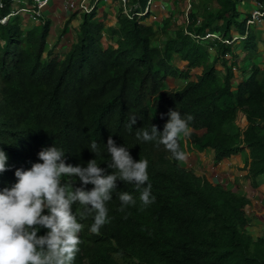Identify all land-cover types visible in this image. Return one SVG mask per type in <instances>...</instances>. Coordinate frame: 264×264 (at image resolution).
<instances>
[{"label":"trees","instance_id":"16d2710c","mask_svg":"<svg viewBox=\"0 0 264 264\" xmlns=\"http://www.w3.org/2000/svg\"><path fill=\"white\" fill-rule=\"evenodd\" d=\"M147 1L129 0L142 8ZM13 2L0 0L1 16L11 11ZM242 2L193 1L188 24L178 26L174 36L169 34L171 17L155 29L147 22L149 13L130 19L120 12L117 27H110L92 10L81 15L78 40L62 60L41 58L48 22L27 33L21 30L19 16L0 24V149L9 166L0 173V190L16 182V169L42 163L39 151L54 145L64 151L66 163L86 166L96 159L107 169L111 158L106 144L111 136L118 146H128L134 160L148 161L147 183L155 197L150 205L142 206L134 184L117 181L107 202L109 222L93 233L92 217L80 220L81 206L73 204L84 225L73 264H264V235L254 237L247 228L251 221L247 196L206 175L197 176L156 141L136 138L138 128L167 121L169 109L182 117L191 115L189 125L206 132L181 135L180 150L211 147L215 164L243 152V170L251 187H258V177L264 176V64L251 60L259 54V44L264 46V36L247 25L249 14L239 10ZM259 2L264 5V0ZM185 31L200 37L217 32L222 39H232L234 33L246 36L238 39L245 54L235 89L236 43L197 44ZM105 37L118 47L104 46ZM176 55L189 62L188 70L203 69L196 81L173 92L166 88L165 78L180 74L172 65ZM217 62L224 67L222 76L214 69ZM78 104H97L94 126ZM239 111L246 115L244 128L235 124ZM133 116L137 121L129 128ZM93 141L99 147L96 156L90 151ZM73 182L74 187L81 186L80 181ZM125 191L136 204L120 211L119 193ZM45 232L41 229L38 235Z\"/></svg>","mask_w":264,"mask_h":264},{"label":"clouds","instance_id":"9594fccd","mask_svg":"<svg viewBox=\"0 0 264 264\" xmlns=\"http://www.w3.org/2000/svg\"><path fill=\"white\" fill-rule=\"evenodd\" d=\"M52 1L54 0L48 2L43 8L38 9L35 0H14L11 11L5 16L0 15V24L3 25H5L10 18L19 16L21 19V30L24 33H27L36 26H43L46 22L49 23V32L46 38L47 43L45 44L41 55V58L44 61H49L53 58L59 60L64 59L66 54L78 40L81 15L84 13L89 14L92 10H96L97 18V8L100 6L98 5L99 2L111 0H87V4L93 6L89 12L81 10L79 6L70 8L67 2L68 0H65L63 6L65 5L64 8L69 10L70 15L68 16L67 21L64 24L61 23L60 26L57 24L53 25V20L43 13L44 9ZM117 1L122 5L121 12L130 19L134 16L140 18L149 13L150 16L148 17L147 22L154 24L155 29L158 28L159 25H162L164 19L171 17L173 23L169 29V34L171 36H174L175 30L178 26L188 24V13L193 2L189 1L186 8L182 10L177 4V0H172L174 8L176 10L180 9L179 11L185 12L186 15L184 23L180 22L181 24H179L178 22L175 24L173 21L176 20V10L168 11L169 15H164L162 20L159 21L156 16L158 13L155 12V10L151 11L150 9V6L154 1L155 9L159 11L157 6L159 4L163 10H167L165 9L167 6L166 0H148L144 8H142L139 3L134 5L130 4L129 0ZM20 2L21 4L16 5L18 6L16 7L15 3ZM0 6H2L1 3ZM254 6L255 4H252L247 12L249 14L246 21L248 26H256V24H258V22L254 24L248 23L251 12L250 10ZM33 9L39 11V14L35 15V18L33 17ZM76 9L78 10L71 12ZM26 13H29V15ZM78 14H80V17ZM24 17H26V19H24ZM26 20L33 25L31 29L24 28V25L26 24L23 21ZM73 20H78V24L75 27H72ZM117 21L115 26L110 27H117ZM199 21L200 19H198V22ZM56 26L60 27L61 31H58V29L56 30ZM173 28L174 34H171L170 31ZM68 29L71 32V36L70 34L67 36L70 42L66 45L67 47L64 46V48L61 49L59 47L60 42L64 43V35L68 32ZM57 34L59 35L57 36ZM185 34H190L197 44H205L206 41L208 42L211 40H219L225 44H232L235 42L236 44L234 48L238 53V60L241 57V52H243L238 39L246 38V36H240L238 33H234L232 39H222L217 32L206 33L201 37L193 35L187 31H185ZM23 35L25 36V34ZM163 39L164 37L162 36L160 39V45L164 42ZM109 44L113 45L115 48L118 47V44L114 39L108 37L103 38V45L107 46ZM57 47L60 54L58 53L56 55L54 54V50ZM209 51L211 52V49H209ZM261 53L262 51L259 50L258 55ZM244 54L245 52H243V57ZM241 63L242 61H239L238 67L234 70V74L235 71L239 72L240 78L237 79V76H235L233 81L236 79L239 81L242 77V72L240 70ZM188 64L189 62L183 60L179 55L173 57L172 65L179 70L180 74H177L176 76H167L165 78V86L168 90L173 92L180 91L188 82L197 80V76L202 73V66H196L188 70ZM217 64L221 66L222 69L217 68ZM183 66L184 69L182 70ZM214 69L218 72L219 76H222L225 73L224 67L220 62H217L214 65ZM193 71H197L196 74H192ZM170 80H179L183 82L177 83L173 86L172 84H169ZM235 84L233 82L232 90L235 89ZM78 105L85 112L84 116L92 123V126H94L97 120V104L95 107L88 104ZM240 113L243 115L242 117H244V121L246 120L247 124L246 115L242 111L237 113L236 118L239 117ZM163 115L164 114H161L162 118ZM167 116L168 120L158 127L153 125L151 128H138L136 131V138L144 142L156 141L157 147L163 145L165 150L170 152L172 157L179 161L184 168H186V160H189L190 162L192 161L191 156H198V154L201 153L206 154L208 153V150H212L214 154L210 163L211 166L216 167L223 161L215 164V151L211 147H207L202 151L180 150L178 140L181 135L188 136L190 133L202 135L206 132V129L202 128L197 130L193 126H190L189 122L193 120V117L191 115L182 117L181 113L176 109H169ZM136 121L137 119L135 116L131 117L128 127H133L136 124ZM118 144L119 146L111 136H109L106 148L111 159L107 164V169L100 167L97 164L96 159L88 161L86 166L80 164L74 166L70 163H66L64 151L54 145L39 151L38 158L42 163H33L28 170L20 168L15 170L14 175L16 182L11 187H5L0 190V264H73L76 254L79 252V245L81 243L79 234L84 228V225L81 222H78V215L73 211V204L78 203L81 206L79 212L80 220H83L88 216L92 217L93 223L91 224L90 231L98 233L99 230L109 222L107 202L112 199V193L117 189V181L134 184L136 191L139 192V200L142 206L146 207L154 202L155 197L152 196L151 193L152 186L150 183H147L149 180L147 171L149 166L148 161L146 159H139L138 161L134 160L128 148H126L128 146L121 143ZM90 151L93 152L95 156L99 154L97 142L93 141L91 143ZM7 160L8 157L6 153L0 149V173L9 170ZM189 165L193 168L191 164ZM191 168L186 169H190L196 174L194 169ZM109 169L112 171L109 172ZM203 175H206L205 172L197 176ZM63 178L67 179L65 180ZM208 179L211 181L209 177ZM74 180L80 181L81 186L74 187ZM89 184L93 185L90 190L86 187ZM119 200L122 205L120 211H124V208L128 205L136 204V200L133 196L126 191L119 193ZM41 229L46 230L44 235H38Z\"/></svg>","mask_w":264,"mask_h":264},{"label":"rangeland","instance_id":"374dc122","mask_svg":"<svg viewBox=\"0 0 264 264\" xmlns=\"http://www.w3.org/2000/svg\"><path fill=\"white\" fill-rule=\"evenodd\" d=\"M189 1L192 2V1H196V0H177V4H178V6H180V8L182 10H184L186 8L187 3ZM249 1H252L251 2L252 4H255V2H257V0H243L242 6L239 8V10L242 13L244 12V9L247 12L249 10V7L252 5ZM157 2H159V1H157ZM102 3H103V1H100L98 5H101ZM166 3H167L166 8L164 7V5H163V7L165 9H167V10H163V8H161L159 4L157 5L158 8H159V11L157 9H155V7H154V1H153V3L150 6L151 11L155 10V12L158 13L156 16H157V20H159V21L162 20V18H163L164 15H166V14L169 15V12L168 11H170V10H173L174 11V10H176L174 8V5L172 3V0H170V1L166 0ZM247 7H248V10H247ZM77 10L78 9L73 10L71 12H74V11H77ZM179 10H176V13H177L176 16H175L176 17V20L173 21L175 24H177L178 22H179V24L184 23L185 20H186L185 12L179 11ZM26 14L29 15V13H26ZM262 21L261 22H258V24H256V26H254V25L251 26L253 30L254 29L257 30V33H258L259 36H263L264 35V21L263 22ZM23 22L26 24L24 26L25 29H27V28L30 27V26H28L30 24L27 21H23ZM73 22H74V20H73ZM57 29H58V31H61L60 27H58V26H56V30ZM173 31H174V28L171 29V31H170L171 34H174ZM237 50H238V48H237ZM259 50H261L262 53L260 55L256 54L252 58L251 62L258 63V64L261 65V64H264V46L262 45V43L259 44ZM211 52L213 53L214 50L211 49ZM58 53L59 52H58V47H57L54 50V54L57 55ZM240 55H241V57L239 58V61H242L243 52H241ZM216 67L219 68V69H222L221 66H219L218 64H217ZM183 69H184V66L182 67V70ZM249 70H250V68H249ZM196 72L197 71H193L192 74H196ZM235 76H237L236 77L237 79L240 78V74H239L238 71H235ZM237 79L234 80V84L237 83V81H238ZM169 82H170L169 84H172L173 86H175L177 83H181L183 81L170 80ZM242 116L243 115L240 113L239 114V117L236 118L235 124L237 126L244 127L246 125V120L244 121V117H242ZM189 164H191V166L193 168H191ZM238 165H237L238 167L237 166H234L233 169H231V170L229 169L227 172H221V171H219L218 168H215V166L206 165V163H205L204 160L201 161V164H199V163L196 164V162L194 160H192L191 162L189 160L188 161L186 160V162H185V167L186 168L194 169V171L196 172L197 175H201L202 173L205 172V174L207 176H209L213 172V170L215 168L214 174H220L221 177H222L221 180H219L220 182H222L223 184L227 185L228 188H231L233 190L240 191L242 194L250 197L253 201H252L251 205L249 207H247L246 210H247L248 216H250L251 218H253V220H252V223L247 228H248L249 232L254 237H257L260 234L261 235H264V190L261 189V188H259L260 193H258L255 190V188L251 189L250 188V181L247 178V176L244 175L245 172H246V170H243V166H241L242 163H240ZM199 166H201V168H203V169L202 170L199 169ZM220 170H223V171L225 170V168H224L223 165L220 167ZM214 181H216V179H214ZM261 182H264V181L261 180ZM258 194H259V196L257 197L256 195H258ZM257 227L258 228L261 227V230L257 229Z\"/></svg>","mask_w":264,"mask_h":264},{"label":"crops","instance_id":"0c3cea01","mask_svg":"<svg viewBox=\"0 0 264 264\" xmlns=\"http://www.w3.org/2000/svg\"><path fill=\"white\" fill-rule=\"evenodd\" d=\"M249 2L251 3V1H249ZM64 3H65V0H54L43 11V13H45V15H48L53 20L52 21L53 25L57 24L58 26H60L61 23L64 24L67 21L68 16L70 15V12H69V10H67V8H64L65 7V5L63 6ZM20 4H21V2L20 3H15V6L16 5H20ZM16 7H18V6H16ZM121 9H122V5L117 0L103 1V3L97 8V18L98 19H103V23L106 26H115L116 25V21H117V19H116L117 15H118L119 12H121ZM247 10H248V7H247ZM244 11L246 12L245 9H244ZM78 15L80 17V14H78ZM24 19H26V17H24ZM26 21H28V20H26ZM29 24L30 25H28V26H30V27L27 28V29H31V27L33 26V25H31V23H29ZM77 24H78V20H74V22L72 23V27L77 26ZM70 28H71V24H70ZM67 31L68 32L64 35V43L60 42V46L59 47L61 49H63L64 46L67 47L66 45L68 44V42H70V40H68L67 36L69 34L71 36V32H70L69 29ZM55 34H56V30H55ZM58 35L59 34H57V36ZM206 154L205 153H203V154L201 153V154H198V156L193 155V157L191 156V158H192V160H194L196 162V164H198V163L201 164L200 161L205 159L206 165H210L211 160H212L213 155H214L213 151L212 150H208V153H206ZM240 163H242L241 166L244 167V165H245V155L243 153H240V154H237V155H232L230 158L224 159L222 162L219 163L220 165L218 164V166H216L215 168H218L219 171H221V172H227L229 169L230 170L233 169L234 166H237ZM222 165L225 168L224 171L220 170V167ZM215 168H214L213 172L208 176L211 179V181H214V179H216V181H219L222 178L220 174H214ZM199 169L202 170L203 168H201V166H199ZM246 174H247V171L245 172L244 175L246 176ZM260 177H258V179H257L258 180V187L255 188V190L258 193H260L259 188L264 190V182H261V180L264 181L263 180L264 176H260ZM225 186H227V185H225ZM250 188L253 189L251 187V184H250ZM256 196L258 197L259 194L256 195ZM248 198L250 199V201L252 203L253 200L250 197H248ZM252 220H253V218H251L250 224L252 223ZM257 229L261 230V227H259V228L257 227Z\"/></svg>","mask_w":264,"mask_h":264},{"label":"built area","instance_id":"2783aa9c","mask_svg":"<svg viewBox=\"0 0 264 264\" xmlns=\"http://www.w3.org/2000/svg\"><path fill=\"white\" fill-rule=\"evenodd\" d=\"M51 0H35L36 6L38 9L43 8V6L47 5L48 2ZM70 8H74L76 6H79L81 10H84L86 12H89L93 6H89L87 4V0H68L67 1ZM250 18L248 19V23L254 24L257 22H261L263 20L264 16V5H262L259 0L255 2V6L251 8L250 10ZM33 17L35 18V15L39 14V11L32 10Z\"/></svg>","mask_w":264,"mask_h":264}]
</instances>
